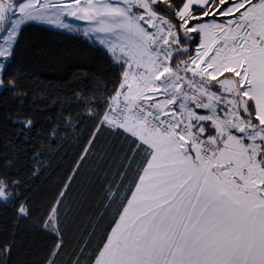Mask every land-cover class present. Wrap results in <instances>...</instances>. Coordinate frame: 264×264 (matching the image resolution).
Masks as SVG:
<instances>
[{"label":"snow or ice","instance_id":"6c2138e0","mask_svg":"<svg viewBox=\"0 0 264 264\" xmlns=\"http://www.w3.org/2000/svg\"><path fill=\"white\" fill-rule=\"evenodd\" d=\"M66 17L86 22L115 73L86 101L89 144L101 132L120 141L99 194L113 223L87 264H264V0H0V92L21 103L4 117L19 143L0 153V206L32 218L40 154L25 145L58 135L37 128L9 72L22 26L79 32ZM64 196L37 217L56 237L46 264L64 248ZM14 246L0 239V264Z\"/></svg>","mask_w":264,"mask_h":264},{"label":"trees","instance_id":"16d2710c","mask_svg":"<svg viewBox=\"0 0 264 264\" xmlns=\"http://www.w3.org/2000/svg\"><path fill=\"white\" fill-rule=\"evenodd\" d=\"M9 72L27 93L22 106L37 113V128L48 133L55 127L58 135H45L25 145L29 156L33 151L40 154V163L30 165L39 171L30 177L25 193L33 204L32 218L17 220L11 205L0 206V239L15 240L8 264H46L56 237L43 230L37 217L56 206L61 192L65 193L59 206L64 248L55 259L57 264H71L86 245L80 259L87 264V257L102 244L113 222L114 211L104 210L99 194L114 178L120 141L101 132L89 144L97 121L85 119L86 101L96 81L103 80L111 88L113 66L102 47L82 36L27 22ZM18 107L20 100L0 92V153L10 150L11 141L19 143L4 119Z\"/></svg>","mask_w":264,"mask_h":264},{"label":"rangeland","instance_id":"374dc122","mask_svg":"<svg viewBox=\"0 0 264 264\" xmlns=\"http://www.w3.org/2000/svg\"><path fill=\"white\" fill-rule=\"evenodd\" d=\"M63 19H64L65 23H71L73 25H79L80 26V31L79 32H69L67 29L57 28L55 25H51V24H41L39 22H34V23L41 24V25H45V26H48V27H51V28H54V29H57V30L65 31V32H68V33H71V34L80 35L83 38L89 40L90 42H93V43L99 45L98 41L95 40V37H91L90 38V37H85L83 35V28L87 26L86 25V22H84V21H77V20H75L74 18H71V17H66V18H63ZM29 22H33V21H29ZM99 46L102 47L101 45H99Z\"/></svg>","mask_w":264,"mask_h":264},{"label":"crops","instance_id":"0c3cea01","mask_svg":"<svg viewBox=\"0 0 264 264\" xmlns=\"http://www.w3.org/2000/svg\"><path fill=\"white\" fill-rule=\"evenodd\" d=\"M113 223V222H112ZM112 223H111V225L109 226V228H108V230L107 231H110V227L112 226ZM101 246H102V244H101Z\"/></svg>","mask_w":264,"mask_h":264}]
</instances>
